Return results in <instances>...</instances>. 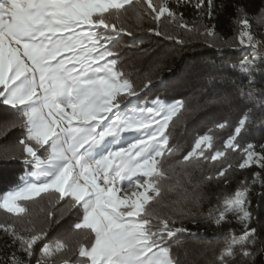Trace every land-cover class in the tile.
<instances>
[{
	"label": "snow or ice",
	"instance_id": "6c2138e0",
	"mask_svg": "<svg viewBox=\"0 0 264 264\" xmlns=\"http://www.w3.org/2000/svg\"><path fill=\"white\" fill-rule=\"evenodd\" d=\"M226 7L224 0H0V105L13 113L0 138L20 131L0 148V165L18 163L23 172L0 193V239L10 241L0 264H198L179 254L178 237L200 235L188 220L242 228L230 229L218 252L206 248L212 256L202 264H255L264 240L252 226L251 197L257 187L264 196V143L242 140L257 123L264 130V87H256L264 81V32L257 31L264 7L253 17L233 4L235 30L225 40L213 21ZM146 22L154 26L144 29ZM145 31L239 52L205 69L204 107L229 111L188 146L174 142L192 112L186 100L145 99L152 74L128 70L127 51H143ZM125 36L131 44L121 42ZM221 83L234 90L217 93ZM207 164L216 170L205 175ZM253 168L234 192L199 211L205 183L227 186ZM169 193L177 198L165 203ZM69 214L71 229L50 238L51 225Z\"/></svg>",
	"mask_w": 264,
	"mask_h": 264
},
{
	"label": "trees",
	"instance_id": "16d2710c",
	"mask_svg": "<svg viewBox=\"0 0 264 264\" xmlns=\"http://www.w3.org/2000/svg\"><path fill=\"white\" fill-rule=\"evenodd\" d=\"M221 0H216L219 4ZM227 7L217 16L213 23L217 26V31L220 35L228 40L232 37L235 30L233 21L236 18V11L232 7L233 4H242L247 8L249 15L255 17L259 9L264 7V0H224ZM154 26L151 22H146L143 27L147 29ZM254 27L255 21H254ZM257 31L264 32V26L257 28ZM143 39V51H127L126 61L128 70L138 72L140 74H152L154 85L151 91L148 92L145 99L153 98L157 95L171 101L172 99H185L187 106L192 110L190 115H187L182 124H178L174 131V142L180 145L188 146L197 133L202 134L207 130V127L215 121H219L228 113V109L221 108L218 105H210L204 107L206 100L211 97L206 93H201L199 89L203 86V74L205 69L210 68L211 64H220L222 62H231L232 58L239 55V52L224 48L220 51V45L217 48L206 47L202 39L193 38L186 45H180L176 41L168 40L164 36H156L147 31L138 34ZM122 43L131 44V37H123ZM231 76L237 82L247 84V80L239 74L232 72L224 73ZM256 87H264V81L256 84ZM233 91L231 84H217L216 92ZM143 95V94H142ZM239 114V101L236 104V110L231 112L233 118ZM13 113L0 105V131L3 130L4 124ZM257 116L259 113L256 114ZM171 127V125H170ZM20 136L19 130H12L3 138H0V148L11 145ZM255 142L257 144L264 143V130H260L259 124L253 126L251 135H245L242 143ZM207 175L208 169L215 171L213 164L203 165ZM259 171L258 168L251 170H243L235 173L230 177L231 182L225 186L223 181H211L203 185L204 199L201 201L199 211L206 213L210 206L215 205L217 197L224 194H230L235 191L239 182L245 177L251 178L252 173ZM23 175L21 166L10 164L7 166L0 165V193L8 190L18 182V177ZM194 178L201 179V173L195 172ZM261 189L256 188L255 193L251 197V210L254 216L253 227L257 228L260 234V239L264 240V196L259 195ZM176 194L169 193L165 199V203L175 200ZM63 203V202H62ZM196 211V209H193ZM0 213V218H2ZM234 220V217H230ZM75 222L74 215H66L59 223H54L50 227L49 237L57 238L67 233L72 224ZM186 227L191 232L200 233L197 237L180 236L178 239L182 242L183 247L179 249L181 259L187 261L196 260L198 264L210 259L211 251H206V248L215 247L218 252L223 245L224 239L228 236L229 230L234 229L236 234H241L242 228L237 223L224 224L221 227L200 220L193 224L190 220L186 222ZM10 244V241L0 239V258L4 256L10 249L5 245ZM261 245H257L259 248ZM185 251L187 256H185ZM203 253V254H202ZM255 264H264V251L259 252L254 257ZM238 264H244V258H238Z\"/></svg>",
	"mask_w": 264,
	"mask_h": 264
}]
</instances>
